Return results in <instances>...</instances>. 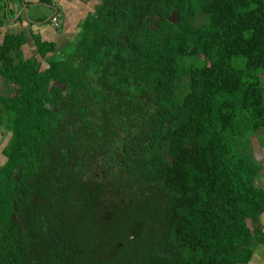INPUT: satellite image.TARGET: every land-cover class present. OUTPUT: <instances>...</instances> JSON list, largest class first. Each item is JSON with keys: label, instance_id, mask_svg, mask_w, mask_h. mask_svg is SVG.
<instances>
[{"label": "trees", "instance_id": "16d2710c", "mask_svg": "<svg viewBox=\"0 0 264 264\" xmlns=\"http://www.w3.org/2000/svg\"><path fill=\"white\" fill-rule=\"evenodd\" d=\"M99 1L97 15L83 23L78 61L53 60L42 71L37 60L23 59V34L0 44V74L15 84L0 95V122L5 118L20 138L16 150L31 159L32 139L53 129L54 152L44 160L50 158L51 198L65 205L78 204L65 193L84 168L70 162L72 154L61 155L55 129L103 128L100 134L125 145L124 170L132 180L96 183L98 193L112 192L106 201L84 184L86 209L76 222L91 238L89 264H250L255 246L264 244V189L256 185L260 167L249 146L264 128V0ZM34 37L42 54L56 51L55 43ZM89 77L100 83V109L90 118L66 107L78 99L50 94L52 80ZM5 183L0 264H16L30 232L12 223V202L2 192L14 183ZM99 205L112 206L116 218L101 223ZM47 226L29 229L39 239L34 256L46 264L60 252L50 236L60 227Z\"/></svg>", "mask_w": 264, "mask_h": 264}, {"label": "flooded vegetation", "instance_id": "af4514ba", "mask_svg": "<svg viewBox=\"0 0 264 264\" xmlns=\"http://www.w3.org/2000/svg\"><path fill=\"white\" fill-rule=\"evenodd\" d=\"M96 1L97 4L95 5L94 12L88 15L86 20L97 15L96 11L100 5V1ZM53 16L48 18L44 25H48L52 30L58 32L65 21L61 18V26L55 27L51 22ZM33 40H36L35 37ZM42 41L55 43L57 46L56 51L44 55L39 50L36 41H34L36 46L35 50L31 55H27L29 57L23 53V59L25 61L31 59L37 60L41 70L44 71L50 67V61L53 60H64L68 61V63L73 60L78 61L77 52L80 43L83 41V31H81V33L79 32L75 38L73 37L68 40L70 43L69 46L60 48L63 51L62 53H59L60 49L56 41L48 39H42ZM90 67L91 69L89 71H92L94 77L97 79L99 75L95 72L94 68L96 67L94 66L93 68V64H90ZM89 75L91 74L89 73ZM0 76L5 83V87H0V95H6L13 83H8L2 74H0ZM68 80L69 82H57L52 80L49 88L51 96L61 98L62 100L69 97L74 100L78 99L76 104H68L66 107L73 108L77 114L83 113V115H87L89 118L92 117V115L97 113L100 109L97 104L99 102L98 97L100 96L95 97L96 88L100 83L92 77H89L87 81L80 80L76 82V80L74 81L71 78ZM72 85L77 86L74 87ZM71 86L75 92L72 91ZM54 87L60 90L62 94H57L55 89H53ZM81 87L87 90H83ZM89 94L94 100L96 99V101H92L88 97ZM46 107L54 109L55 106L48 103ZM52 130L53 129H45V132H49L45 134V136L42 134L35 135L34 139H32L33 144L29 147L28 151H31V154H36L34 156L32 155L31 159H25L21 158L20 151L15 148V143L20 139H16L15 130L9 129L6 126L5 118L0 122V182L14 183L12 185L13 191H3L2 193H6L7 197L9 193V198L12 202V223H14L16 229L30 232L29 236L25 238L22 244V249L18 251L16 264H39L42 262L41 259L35 258L34 256L37 248L36 245L39 242V239L35 238L38 235L30 230H33L31 228L32 225H36L37 223L48 224L47 227L49 228L53 225V222L59 225L60 228L52 232L50 236L52 237V242L57 246V251L60 252L51 254L50 257H47L48 264L94 263V261L92 262L91 259H89L90 256L87 252L89 250L88 242L91 240L90 235L88 234L87 237L86 230H82V228L78 226L79 223L76 222V220L81 221L84 215V209H86L81 203L84 184L90 185V195L92 197H96L97 200L102 197V199L106 201V197H108L110 193L112 194V192L109 190L100 191L99 188L98 193V184L101 183L106 188L108 182L120 179L122 176L131 180L133 179L131 173L124 170L127 166L125 164V159H128V154L123 151L125 145L118 146L115 142L113 143L111 141V134L99 133L104 131L103 128L70 126L55 129L61 131L54 134L56 135V139L61 140L57 145L62 149L63 154L61 155L68 156L72 154L70 162L76 163L77 165L79 164L84 168V171L81 175L78 173L75 178L72 179L73 183L65 193L71 200H78V204H54L56 201L51 198V195H53V185L49 180L50 174L47 175L46 165V163L50 161V158L48 157L47 160H44V154L53 155L54 152L51 142L52 137L48 136ZM34 131L37 130L34 129ZM69 131H73L74 135L70 136L68 134ZM35 148L38 149V152H36L37 149ZM45 149H48L49 152L45 153ZM115 151L118 152V155ZM118 157L119 160H116ZM76 169H78V167H76ZM21 183L22 188L20 186ZM7 188L9 187L7 186ZM90 208L93 209L91 206ZM94 211L99 215L97 218L101 223H103L101 219L106 222L110 218L114 219V217L116 218L117 216L116 210L110 205H99ZM48 213H51V216L47 215ZM96 228L99 229V227ZM131 239H133L132 236L130 237V240ZM118 244L122 245L121 242ZM41 264H46V262L44 261Z\"/></svg>", "mask_w": 264, "mask_h": 264}, {"label": "crops", "instance_id": "0c3cea01", "mask_svg": "<svg viewBox=\"0 0 264 264\" xmlns=\"http://www.w3.org/2000/svg\"><path fill=\"white\" fill-rule=\"evenodd\" d=\"M5 1L0 0V44L9 34H23L27 42L21 51L26 56L35 50L34 35H39L44 40L56 41L59 49L69 46L68 40L81 33L86 17L94 12L97 4L96 0ZM55 14H59L65 21L58 32L44 25L47 19ZM62 52L60 49L59 53ZM249 146L253 161L260 167L256 185L264 189V128L251 136ZM262 221L264 223V216Z\"/></svg>", "mask_w": 264, "mask_h": 264}, {"label": "rangeland", "instance_id": "374dc122", "mask_svg": "<svg viewBox=\"0 0 264 264\" xmlns=\"http://www.w3.org/2000/svg\"><path fill=\"white\" fill-rule=\"evenodd\" d=\"M19 60V57L16 58ZM0 87H5L3 78L0 76ZM253 227V225H251ZM250 264H264V244H258L255 246V254Z\"/></svg>", "mask_w": 264, "mask_h": 264}, {"label": "built area", "instance_id": "2783aa9c", "mask_svg": "<svg viewBox=\"0 0 264 264\" xmlns=\"http://www.w3.org/2000/svg\"><path fill=\"white\" fill-rule=\"evenodd\" d=\"M52 25L55 27H60L62 24L61 17L59 15H54L51 19Z\"/></svg>", "mask_w": 264, "mask_h": 264}, {"label": "water", "instance_id": "95a60500", "mask_svg": "<svg viewBox=\"0 0 264 264\" xmlns=\"http://www.w3.org/2000/svg\"><path fill=\"white\" fill-rule=\"evenodd\" d=\"M5 1V0H4ZM5 3L7 4V5H9V3L7 2V1H5ZM27 9H29L30 10V8L29 7H27Z\"/></svg>", "mask_w": 264, "mask_h": 264}]
</instances>
